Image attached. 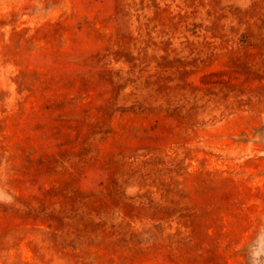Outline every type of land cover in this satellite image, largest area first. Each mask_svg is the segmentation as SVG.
Returning <instances> with one entry per match:
<instances>
[{"label": "rangeland", "instance_id": "obj_1", "mask_svg": "<svg viewBox=\"0 0 264 264\" xmlns=\"http://www.w3.org/2000/svg\"><path fill=\"white\" fill-rule=\"evenodd\" d=\"M0 264H264V0H0Z\"/></svg>", "mask_w": 264, "mask_h": 264}]
</instances>
